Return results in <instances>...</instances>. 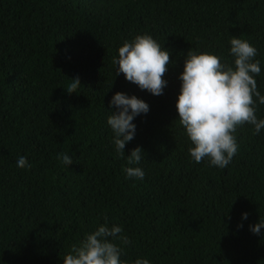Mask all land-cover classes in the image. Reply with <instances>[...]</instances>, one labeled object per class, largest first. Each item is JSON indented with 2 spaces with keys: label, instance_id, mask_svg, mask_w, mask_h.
I'll return each instance as SVG.
<instances>
[{
  "label": "trees",
  "instance_id": "16d2710c",
  "mask_svg": "<svg viewBox=\"0 0 264 264\" xmlns=\"http://www.w3.org/2000/svg\"><path fill=\"white\" fill-rule=\"evenodd\" d=\"M142 34L174 61L160 96L112 63ZM232 36L257 49L264 95V0H0V264H63L100 225L122 227L126 264H264V228L250 231L264 221V129H237L227 167L197 164L175 108L187 51L232 64ZM77 77L81 86L68 94ZM117 92L149 106L124 149L125 158L143 150L138 165L112 143ZM256 107L264 119V105ZM61 152L71 165L57 160ZM20 156L30 168L17 167ZM130 166L144 179L127 177Z\"/></svg>",
  "mask_w": 264,
  "mask_h": 264
},
{
  "label": "clouds",
  "instance_id": "9594fccd",
  "mask_svg": "<svg viewBox=\"0 0 264 264\" xmlns=\"http://www.w3.org/2000/svg\"><path fill=\"white\" fill-rule=\"evenodd\" d=\"M229 54L233 63H221V58L209 52L189 49L183 60V70L178 76L179 94L176 97V113L180 126L190 143L188 154L200 164L204 160L210 166L223 169L238 153L237 129L245 124L253 126L254 134L264 129V119L256 115L257 103L264 105V95L258 91L256 76L260 75V61L256 60L257 49L248 40L231 37ZM112 63L115 73L123 74L126 81L135 84L140 90L153 96H160L167 85L163 79L171 60L169 50L158 43L151 35H136L131 41L125 40L118 48L117 57ZM66 92L77 93L81 86L79 77L69 79ZM109 106L116 111L109 113L107 125L113 135L112 143L119 157L127 165H138L145 159L140 147L131 150L125 158L124 149L135 137L134 118L147 114L149 106L135 95L115 93ZM176 119V120H177ZM57 160L69 166L72 157L58 153ZM17 167L30 168L27 158H17ZM129 178L143 180L145 172L140 167H125ZM248 214L243 213L242 219ZM242 227V225H238ZM264 221L250 226V231L260 234ZM122 227L100 225L87 234L79 246L73 245L63 257V264H126L121 260L122 245L131 241L122 234ZM133 264H150L146 258H137Z\"/></svg>",
  "mask_w": 264,
  "mask_h": 264
}]
</instances>
